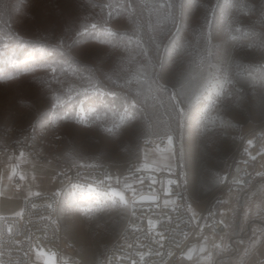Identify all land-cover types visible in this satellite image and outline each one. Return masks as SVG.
Returning a JSON list of instances; mask_svg holds the SVG:
<instances>
[{
  "label": "rangeland",
  "instance_id": "1",
  "mask_svg": "<svg viewBox=\"0 0 264 264\" xmlns=\"http://www.w3.org/2000/svg\"><path fill=\"white\" fill-rule=\"evenodd\" d=\"M92 2L97 5L109 3L120 5L126 4L127 0ZM132 2L138 6L136 15L144 25L145 38L155 34L163 43L174 40L187 49L183 67L188 69L192 76L189 95L199 93L198 108L189 107L182 120L179 118L168 120L167 117L154 113L149 106L143 111L139 122L125 124L114 134L103 130L112 122L111 113L105 116L103 109L98 113L102 118L100 121L93 117L86 124L78 123L73 114L70 118L57 122L62 136V155L73 162H104L112 168L120 169L129 162L140 163L145 158L149 163L155 161L160 168H167L166 165L169 164L173 168L178 163L186 187L190 214L196 222L203 215L204 226L202 231L195 234L182 249L172 264H215L218 255L230 251L229 238L235 221H239V230L242 231L249 220L255 222L251 225L250 236L237 241L236 252L230 255V258H222L217 263L264 264V242L260 239L264 233V224L258 223L259 220L264 221V212L256 207L264 195L262 175L264 156L259 155L260 152L253 148L247 152L246 148L247 139L251 138L252 131L264 118V89L258 83L254 84L249 74L258 77L264 60L261 59L259 49L255 47L257 41L251 36L245 37V33L252 30L257 35L261 32V25L264 22L262 11L264 0H238L247 4L250 11L234 10L231 31L227 33L221 27L219 9L217 8L214 13L212 10V5L222 4L224 0H197L198 5H206L207 8L197 6L186 9L178 20L179 33L177 34V27L168 25L170 31L163 35L147 32L149 11L147 8L139 7L141 0ZM156 2L161 0H145L148 4ZM3 3L7 8L3 21H0V36L9 34L8 25L11 35L21 37L23 41L64 36L65 45L61 49L66 54L64 58H75L79 61L78 67L84 76L93 74L95 78H102L103 74H111L118 66L121 72L127 73L129 77L133 74L135 66L127 63L129 52L119 46V35L130 34L133 29L128 13L123 9L91 8L87 5V0H3ZM17 5L18 11L15 7ZM109 12L112 13L111 16ZM151 22L155 25L154 15L151 16ZM91 23H96L97 29L95 31L89 29L87 34L77 38L76 32L81 31V25ZM106 30H111L118 36L109 39L104 34ZM201 33L205 37L210 35V44L201 38ZM231 36H236L237 40L233 42ZM55 42L49 40L50 44ZM0 44L10 45L7 55L12 56L15 53L13 58L21 61L26 60L31 52V49L16 47L14 39H0ZM241 44L244 46L241 47ZM248 44H252L253 47H248ZM152 55L154 58L157 56L155 49ZM160 55H164L163 47L160 49ZM201 55L206 57L203 65L199 62ZM34 56L38 57L39 53H35ZM6 58L0 57V61ZM54 58L60 57L57 54ZM193 60L195 63H192ZM0 68L5 69V72L0 74V123H27L47 119L51 114V94L42 81L48 80L50 73L40 69L35 72L21 70L17 75L2 62ZM225 73H230L232 79L231 86H225L227 95L207 112L208 118H214L215 123L209 124L207 129L198 128L197 122L201 119L207 104V89L210 83L222 79ZM62 78L66 80L65 87L72 86L77 90L87 83L76 76L68 75ZM105 84L111 86L107 80ZM135 88L136 85L133 83V94ZM110 100L111 97L105 99L104 103L109 104ZM95 103L97 102L89 104L86 101L88 107L95 106ZM165 132H170L173 136L171 150L167 141L163 144L154 142L147 146L146 140L149 138L153 141L162 137L167 140ZM259 146L264 147V138L260 140ZM1 155L0 183L4 187L1 194L6 198L5 208L8 211L13 209L15 202L11 198L19 194L27 196L29 190L46 194L58 189L54 170L38 165L28 157L22 166L28 169L26 177L21 180L22 174H17L20 186L14 189L12 187L14 176L9 179L10 162L7 157ZM250 156H256V159L252 160ZM244 157L250 162V169L254 175L251 184L237 186L239 191L229 190V181L236 180L241 171L237 161ZM15 165L19 169V164ZM255 178L262 179L259 184L253 186ZM73 192L79 206L87 207V200L80 199V190H67L63 195H71ZM84 194L88 195L87 189H84ZM240 197L243 201L242 206L238 204ZM161 199L163 203L165 199L175 200L172 195H164ZM250 201L253 210L246 214ZM101 203V210L90 215L59 210L63 246L73 245L74 248L65 247L66 252L79 257L83 264H104L112 242L130 219L129 208ZM221 220L224 221L222 224L224 228L213 229L211 223ZM205 238L208 240L207 244ZM254 238L256 243L249 248ZM221 242V248L212 246L213 243ZM202 244H205L206 248L204 253L199 251ZM189 249H195L191 258L187 255ZM42 250L45 256L37 257L36 254L34 257L39 264H44L45 259L51 256L48 250L45 248Z\"/></svg>",
  "mask_w": 264,
  "mask_h": 264
},
{
  "label": "snow or ice",
  "instance_id": "2",
  "mask_svg": "<svg viewBox=\"0 0 264 264\" xmlns=\"http://www.w3.org/2000/svg\"><path fill=\"white\" fill-rule=\"evenodd\" d=\"M87 5L91 8L100 7L113 9L120 8L128 13L129 20L133 24V29L130 34H120L119 35V46L123 47L129 52L127 59L128 65H134L135 69L133 74L129 77L127 73H122L119 66L113 69L111 74H103L102 78H95L93 74L84 76L81 69L78 67L79 61L75 58L65 59V53L61 50L65 45V37H42L36 41H23L21 37H13L10 32L6 36H0V39H14L16 47L20 49H31L26 60L21 61L19 59L13 58L7 55V49L10 45L0 44V57H7L3 59L2 63L9 66V68L17 75L24 72H35L38 69L44 70L46 73H50V78L46 81H42L47 87V91L51 94V114L48 115L47 119L43 121L44 124H56L60 120H66L75 114V119L78 123H88V121L95 117L97 121L102 118L98 114L101 109L104 110L105 116L111 113L112 122L110 126L104 127L103 130L106 133L114 134L120 130L125 124L130 122H139L142 119L143 111L147 110V107H151L154 113L159 114L161 117H167L168 120L173 118L183 119L186 115L187 109L189 107L198 108L199 93L194 96L189 95V88L192 83V76L188 69L183 67L184 54L187 49L183 44L171 40L170 43H163L158 35H148L145 38V28L143 23L140 21L139 17L136 15V4L132 0H127L126 4L113 5L111 3L105 5H97L92 2V0H87ZM197 6L206 7V5H198L197 0H161V2L156 3H145V0H141L139 7L147 8L149 11V22L147 25V32L149 33H159L163 35L166 31H170L168 25L177 27V34L179 33L178 20L183 16L186 9L194 8ZM16 10H19V6H15ZM83 7V6H82ZM7 5L0 0V21H3L5 16V9ZM220 11L221 17V27L224 31H231L232 24V13L233 11L244 12L249 9V6L244 3L238 2V0H224L222 4L212 5L213 13L216 9ZM250 11V9H249ZM264 11V7H262ZM179 13V15H177ZM109 12V16H111ZM247 14V13H246ZM156 17L155 25L151 22V16ZM98 25L96 23L82 24L81 31L76 32V37H82L89 32V29L95 31ZM261 32L259 35L255 33L254 30L249 33H245V37H253L257 43L255 47L259 49L261 59L264 60V22L261 25ZM105 36L109 39L117 37L118 34L106 30ZM201 38L210 44V35L205 37L201 33ZM49 40H55L53 44L49 43ZM231 40L235 42L237 40L236 36H231ZM244 44H241L243 47ZM248 47H253L252 44H248ZM161 47L164 48V55H160ZM51 49V50H49ZM155 49L157 56L154 58L152 51ZM39 53L38 57L34 54ZM59 55V59L54 57ZM157 60L159 63L157 64ZM143 61V62H141ZM200 65L206 62V57L203 55L199 56ZM195 63V60L192 61ZM240 67V66H238ZM90 71V70H85ZM5 72L4 68H0V74ZM76 76L79 79L85 80L87 83L85 86H81L79 90L75 87L68 86L65 87L66 80L62 77L65 76ZM250 75V79L253 83H258L262 89H264V65L261 66V72L258 77ZM107 80L111 86L105 84ZM133 83H135L136 88L133 94L132 88ZM232 79L230 73H225L222 79L215 80L214 83H210V87L207 89L208 98L207 104L204 108V113L201 119L197 122L198 128L207 129L209 124L215 123L214 118L209 119L207 112L209 108H213L221 102V98L226 96L225 86H231ZM127 89V91H125ZM111 97L109 104H105L104 100ZM86 101L89 104L94 102L95 106L88 107ZM110 105V106H109ZM162 110V111H161ZM59 113H63L62 115ZM167 136V143L169 150L173 145V136L170 132H165ZM253 141L249 140L248 144L252 145ZM24 152H20L19 157L9 156L8 160L10 162L11 173L9 179L17 174V166L12 164L11 161L19 160L24 157ZM259 155L264 156V147L261 148ZM174 156V154H173ZM252 160L256 159V156H250ZM171 160L172 157H169ZM75 166V165H74ZM80 167H95V165H83ZM169 172L171 171V164L166 165ZM160 171L159 166L155 161L149 163L147 158L140 162L138 168L133 169V177L139 173L140 179L134 180L133 183L123 182L121 188V180L117 178L116 185L113 186L111 183L112 177L105 176V181H108L107 187L104 191H100L97 187L92 184H88L87 193L84 194V189L82 185L71 184L72 189H80L81 196L80 199L87 200V207H80L78 200L76 198L75 192L71 195H63L62 189H57L51 194V203L45 205L47 209H59L61 211H77L86 215H90L93 212L101 210L103 205H120L124 209L131 208L132 215H135V205L138 203H157L159 197L157 195V189L155 185L161 184L162 190L165 196L171 195L170 186L175 183V181L169 179L165 182L158 181L153 176L149 175L145 177L144 172H157ZM58 175H63L59 173ZM264 175V173H262ZM56 177H54L55 179ZM21 180H24L23 175L20 176ZM146 180L149 182V191L144 193L142 191ZM100 184H104V181H100ZM237 186L243 185L245 181L241 179L234 180ZM139 186V189L137 186ZM131 193V199H129L126 193ZM42 193L33 192L29 190L27 192L26 200H30L32 197H40ZM174 203V201L164 200V204ZM36 204H32V208L35 209ZM261 212H264V195H262L261 203L256 206ZM252 202H249L248 212H252ZM24 209L15 213L17 217H23ZM193 217L195 218V213L193 212ZM3 219V217H0ZM43 219V218H41ZM223 224L224 221H219ZM151 225L152 222L149 221ZM8 232L13 233V228L8 227ZM163 237H161L162 239ZM261 242H264V233L261 234ZM16 244H23L25 241H13ZM208 243L207 238H205V244ZM256 239L250 243L249 248L254 246ZM205 244L200 245L199 251L204 253L206 251ZM214 248H221L222 242L220 244L213 243ZM195 249L188 250V257L191 258L192 252ZM45 256L43 250L37 251V257ZM141 259H143V254H141ZM44 264H54L52 257L48 256L45 259ZM132 264H136L133 261Z\"/></svg>",
  "mask_w": 264,
  "mask_h": 264
},
{
  "label": "built area",
  "instance_id": "3",
  "mask_svg": "<svg viewBox=\"0 0 264 264\" xmlns=\"http://www.w3.org/2000/svg\"><path fill=\"white\" fill-rule=\"evenodd\" d=\"M252 137L254 140H252ZM264 138V118L252 131V145L247 149H255L260 152L259 142ZM147 145L154 142L165 143V138L146 140ZM62 136L56 124H44L43 121L27 123H0V154L16 155L21 151L38 164H50L55 167V179L58 189L62 194L72 189L71 184H79L87 189L88 184L104 191L108 181L105 176H111V183L116 185L117 178L123 182L133 183L139 180L140 175H132L133 169L140 163L129 162L123 168H112L104 162H73L67 160L61 153ZM175 154L176 149L174 148ZM241 171L253 178L250 162L244 158L237 161ZM95 165V167H80V165ZM75 165V166H74ZM160 168V167H159ZM63 173V175H58ZM145 177L151 175L158 181L165 182L171 179L175 181L170 186L174 203L165 205L162 201L164 192L160 183L155 185L159 197L157 203H138L135 205V215L129 208L130 219L120 230L116 239L112 242L104 260V264H172L180 255L182 249L190 242L193 236L203 229V215L196 222L193 220L189 207L186 187L182 173L178 166L160 168L157 172H144ZM237 179L242 178L238 176ZM254 180V179H253ZM104 181V184H100ZM14 185L18 179H14ZM149 182L146 180L142 191H149ZM139 189V186L136 185ZM229 190L239 191L234 181H229ZM55 192V191H54ZM51 193L42 194L40 197H32L30 200L22 199L21 209H24L23 217L15 215H0V264H32L37 251L45 248L50 253L55 264H83L76 255L68 254L65 247L74 248L71 244L63 246L62 233L59 226V209H47L46 204L51 203ZM131 199V193H126ZM32 204H36L35 209ZM20 209V210H21ZM43 218V219H41ZM149 221L152 224H149ZM13 228V233L8 232V227ZM213 229L224 228L219 222L211 223ZM161 237H163L161 239ZM13 241H25L16 244ZM143 254V259H141Z\"/></svg>",
  "mask_w": 264,
  "mask_h": 264
},
{
  "label": "crops",
  "instance_id": "4",
  "mask_svg": "<svg viewBox=\"0 0 264 264\" xmlns=\"http://www.w3.org/2000/svg\"><path fill=\"white\" fill-rule=\"evenodd\" d=\"M166 143V142H165ZM154 144V143H153ZM152 145V144H151ZM151 145H147V146H151ZM246 146L247 147H249V144H248V142L246 143ZM174 148V147H173ZM248 150H250V149H247V152H248ZM4 157H9V156H15V157H19L20 156V154H16V155H5V154H2ZM1 155V156H2ZM26 158H27V156L26 155H24V157L23 158H21V159H19V160H13V161H11V162H13V164H19V169L17 168V174H22L24 177H26V174H27V172H28V169L27 168H25V167H22L23 165H24V160H26ZM9 161V160H8ZM33 161V160H32ZM34 162V161H33ZM36 163V162H35ZM36 164H38V163H36ZM38 165H44V167H47V168H51V169H53L54 170V172H55V167L53 166V165H50V164H38ZM251 166V165H250ZM7 170V169H6ZM17 174L16 175H14V178H13V181H14V179H18L17 178ZM238 178V177H237ZM236 178V179H237ZM13 181H12V187L14 188V189H17L19 186H20V180L18 179V184L17 185H14L13 184ZM3 184L2 183H0V215H2V214H5V215H12V214H15V213H17V212H19L20 211V209H21V202H22V199L23 198H25L26 196L25 195H21V194H19L17 197H15V198H11V199H13L15 202L13 203V209L12 210H7L6 208H5V197L4 196H2V194H1V191L3 190ZM24 191V190H23ZM9 198V199H10ZM204 217V216H203ZM194 220V219H193ZM230 239V238H229ZM225 252H223L222 254H224ZM33 263L34 264H39L38 263V261H36V260H33Z\"/></svg>",
  "mask_w": 264,
  "mask_h": 264
},
{
  "label": "flooded vegetation",
  "instance_id": "5",
  "mask_svg": "<svg viewBox=\"0 0 264 264\" xmlns=\"http://www.w3.org/2000/svg\"><path fill=\"white\" fill-rule=\"evenodd\" d=\"M255 221H258V220H255ZM253 223H255L254 220H249L247 222L245 228L242 231H240L239 230V221H238V223H237V225H238V233H237V235L234 236V238L231 241H229L228 248H229L230 251L229 252H225L224 254L218 255L219 257L216 259V262H218L219 260H221L222 258H225V257H227V259L230 258L229 256L233 255L236 252V250H237L236 242L241 240V239L248 238L250 236V234H251V225ZM258 223L263 225L264 221L263 220H259ZM235 226H236V221L234 223L230 238L233 237V234H234L233 230H234ZM217 264H219V263H217Z\"/></svg>",
  "mask_w": 264,
  "mask_h": 264
},
{
  "label": "water",
  "instance_id": "6",
  "mask_svg": "<svg viewBox=\"0 0 264 264\" xmlns=\"http://www.w3.org/2000/svg\"><path fill=\"white\" fill-rule=\"evenodd\" d=\"M239 176L242 178L243 181H245V183H244L245 185L248 186L250 184V177L248 175H246L245 171H240ZM238 204H239V206H242V204H243V201H242L241 197H240V200H239ZM237 223H238V221H236V226H235V228L233 230V233H234L233 237H231L229 239V241H231L234 238V236L237 235V233H238V225H237ZM215 264H217L216 260H215Z\"/></svg>",
  "mask_w": 264,
  "mask_h": 264
},
{
  "label": "trees",
  "instance_id": "7",
  "mask_svg": "<svg viewBox=\"0 0 264 264\" xmlns=\"http://www.w3.org/2000/svg\"><path fill=\"white\" fill-rule=\"evenodd\" d=\"M260 179H262V178H255L254 180H253V186H255V185H257V184H259L260 183ZM247 194L249 193V192H246Z\"/></svg>",
  "mask_w": 264,
  "mask_h": 264
}]
</instances>
